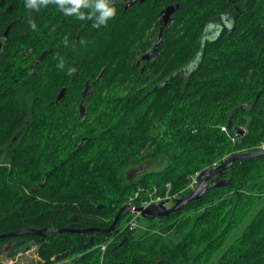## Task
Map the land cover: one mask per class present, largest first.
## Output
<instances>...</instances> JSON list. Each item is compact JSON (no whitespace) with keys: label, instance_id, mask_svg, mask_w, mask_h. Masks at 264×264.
I'll use <instances>...</instances> for the list:
<instances>
[{"label":"trees","instance_id":"16d2710c","mask_svg":"<svg viewBox=\"0 0 264 264\" xmlns=\"http://www.w3.org/2000/svg\"><path fill=\"white\" fill-rule=\"evenodd\" d=\"M104 1L89 0L87 16L0 0V38L10 28L0 57V236L54 230L2 239L0 252L37 244L39 264H264V153L237 160L219 176L225 184L209 182L140 237L120 222L103 232L138 187L176 193L197 172L262 152L264 0H144L100 23ZM162 29L153 58L138 64ZM159 159L162 170L128 178Z\"/></svg>","mask_w":264,"mask_h":264},{"label":"water","instance_id":"95a60500","mask_svg":"<svg viewBox=\"0 0 264 264\" xmlns=\"http://www.w3.org/2000/svg\"><path fill=\"white\" fill-rule=\"evenodd\" d=\"M176 6L171 5L168 6L162 13L163 15V20L162 23L165 26H168V24L172 21V17L176 12ZM163 34V29L160 32V38L158 39L155 47L150 50L148 53H146L142 59L138 62V64H140L142 61H147L149 62L154 54L156 53V51L158 50L160 44H161V36ZM89 91V87L87 86L86 90H85V94L84 97L87 96V93ZM65 96V90H62L59 97L57 98V102L61 101ZM81 111H84L83 105L81 107ZM235 133L237 136H244L247 131L240 127L237 126L235 128ZM82 145V144H81ZM264 152H258V153H238L233 155L226 163L217 166L215 169L213 170H209L206 173H202L201 175V181L198 185V187L189 195L181 197L180 199L177 200V202L174 204V206L172 208L167 209L164 205H159V206H154V207H149V208H137L138 211H141L142 213V217L146 218V219H161L164 217H167L169 215H171L174 212H178L181 209H183L185 206L188 205V203L195 201L197 199H200L202 197V195L206 192V190L209 188L208 183L212 181V186H222L223 184H225L224 180H219V176L223 175V173L232 168V166L234 165V163L237 160H245V159H251L254 157H257L258 155L263 154ZM142 171V168L139 170ZM128 178L131 179V174H128ZM45 184H43L44 186ZM129 212V205L125 204L124 206H122V208L119 210V212L117 213L116 217L113 220L112 225L108 228L103 230L104 233L109 234L111 232H113L116 229L117 224L119 223L120 219L122 218L123 214H127ZM99 229H90V230H83L84 233L86 232H94V231H98ZM54 230L53 229H49V228H45V229H26V230H22L19 232H14V233H8V234H4L0 236V240L5 239V238H12V237H16V236H22V235H26V236H39V237H47L49 234L53 233ZM94 245V238H91L86 244H84L83 246H81L82 249H87L90 246ZM20 250H17L16 252H14L13 254L19 252Z\"/></svg>","mask_w":264,"mask_h":264},{"label":"built area","instance_id":"2783aa9c","mask_svg":"<svg viewBox=\"0 0 264 264\" xmlns=\"http://www.w3.org/2000/svg\"><path fill=\"white\" fill-rule=\"evenodd\" d=\"M264 151V144L261 147ZM201 180V174L195 173L189 179V184L187 185V191H194ZM182 192V191H181ZM181 192L173 193L171 184H167L164 188L154 187L153 189H147L143 187H138L133 196L126 203L129 205V214L131 215L127 221V225L123 228L121 232L128 229L130 231H134L138 228L139 222L138 220L142 216V212L138 211L137 208H149L159 205H164L167 209L171 208L178 199H180ZM106 245L101 246L102 252L104 253L106 250ZM29 251L20 250L19 252L12 255L13 259L9 263L2 264H39L42 262L39 254L36 256L38 260L32 262H26L23 257L27 256Z\"/></svg>","mask_w":264,"mask_h":264},{"label":"rangeland","instance_id":"374dc122","mask_svg":"<svg viewBox=\"0 0 264 264\" xmlns=\"http://www.w3.org/2000/svg\"><path fill=\"white\" fill-rule=\"evenodd\" d=\"M225 129L226 128H223V130H225ZM261 147H260V149H261V151H263ZM167 163H168L167 160H160V159L159 160H155V161H149V162L146 163V165H144L142 167V171H139L141 168H137V169H134L132 171H129V173L131 174V179H139L141 176H143L144 173L160 171L167 165ZM220 165H222V164H220ZM214 166L217 167V163L214 164ZM198 173H200L202 175L203 172H198ZM190 177H189V179H190ZM188 184H189V181H188ZM154 187H158V186H154ZM154 187L147 188V189H153ZM186 187L182 190V192L179 191V192H181V196L184 193L187 192V190H185ZM133 194L130 196V198L133 196ZM130 216L131 215L129 213H127L125 215L124 219L120 222V227H125L127 225V221L130 218ZM138 222H139V226H138L137 229L134 230L135 231L134 232L135 237H140L142 234H144L146 229L152 223V221L150 219H146V218H144L142 216L140 217ZM11 248H12V245H10V244L4 246L3 252H0V264L1 263H9L13 259L12 255H8V252L11 250ZM24 250L29 251L28 255L23 257V259L26 262H32V261L38 260L36 256L39 254L38 253L39 246L37 244H31V245L28 246V248H26ZM58 264H72V262L70 260H67V261L60 262Z\"/></svg>","mask_w":264,"mask_h":264},{"label":"flooded vegetation","instance_id":"af4514ba","mask_svg":"<svg viewBox=\"0 0 264 264\" xmlns=\"http://www.w3.org/2000/svg\"><path fill=\"white\" fill-rule=\"evenodd\" d=\"M36 2L53 3L55 7H57V9L64 8L65 10H67V12L73 11L74 14H81V15L85 14L87 16L89 14V8H90L89 0H82V2L79 4L75 3L74 0H36ZM142 2H144V0H105L104 3L102 2V4H104L106 8H114L116 10H120L121 8L122 9L124 8L125 10H128ZM95 9H97L96 11L94 10L95 13L100 14L102 9H105V8L95 7ZM9 29L10 28L6 26L4 32L2 33L3 36L0 38V57L8 52V48H7L8 46L6 44V41L8 38ZM216 30H217L216 26L210 25L208 31L210 33H214ZM121 221H122V218L120 219L119 222ZM121 228H124V227H121Z\"/></svg>","mask_w":264,"mask_h":264},{"label":"clouds","instance_id":"9594fccd","mask_svg":"<svg viewBox=\"0 0 264 264\" xmlns=\"http://www.w3.org/2000/svg\"><path fill=\"white\" fill-rule=\"evenodd\" d=\"M75 3L79 4L82 0H74ZM26 6L35 7L36 0H26ZM96 7L105 8V11L101 13L99 17L100 23H104L107 17L114 15L115 9L114 8H106L104 4H97ZM83 18V16H81Z\"/></svg>","mask_w":264,"mask_h":264},{"label":"bare ground","instance_id":"6f19581e","mask_svg":"<svg viewBox=\"0 0 264 264\" xmlns=\"http://www.w3.org/2000/svg\"><path fill=\"white\" fill-rule=\"evenodd\" d=\"M162 188V187H161Z\"/></svg>","mask_w":264,"mask_h":264}]
</instances>
